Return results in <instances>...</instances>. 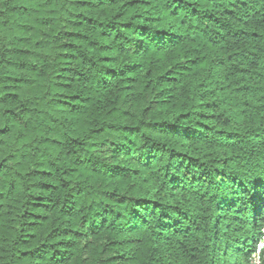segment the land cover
<instances>
[{
    "label": "trees",
    "instance_id": "obj_1",
    "mask_svg": "<svg viewBox=\"0 0 264 264\" xmlns=\"http://www.w3.org/2000/svg\"><path fill=\"white\" fill-rule=\"evenodd\" d=\"M264 221V0H0V264H250Z\"/></svg>",
    "mask_w": 264,
    "mask_h": 264
},
{
    "label": "built area",
    "instance_id": "obj_2",
    "mask_svg": "<svg viewBox=\"0 0 264 264\" xmlns=\"http://www.w3.org/2000/svg\"><path fill=\"white\" fill-rule=\"evenodd\" d=\"M250 264H264V221L260 227V236L250 258Z\"/></svg>",
    "mask_w": 264,
    "mask_h": 264
}]
</instances>
